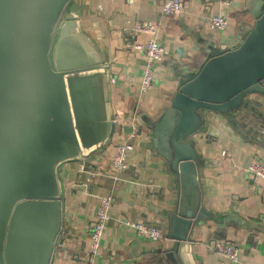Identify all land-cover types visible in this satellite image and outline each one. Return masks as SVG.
<instances>
[{"label":"crops","instance_id":"crops-1","mask_svg":"<svg viewBox=\"0 0 264 264\" xmlns=\"http://www.w3.org/2000/svg\"><path fill=\"white\" fill-rule=\"evenodd\" d=\"M167 0H75L82 30L106 54L115 129L109 144L89 159L59 168L63 186L62 241L53 264H89L91 233L99 198L111 195V218L93 264H264V188L247 175L252 162L264 156V95L247 97L248 105L231 114L203 110L204 123L189 139L201 163L184 170L179 187L169 164L155 151L149 120L159 119L172 104L177 70L197 72L209 46H233L256 24L261 0H184L183 9L165 15ZM227 17L223 31L212 30L209 18ZM154 31H137L138 24ZM155 39L166 50L154 64V84L141 89L146 56L135 48ZM136 131L134 150L124 170L111 159L118 145ZM179 200L191 209L204 208L219 221L204 219L193 236L175 252L173 241L139 235L127 222H143L169 230V213ZM230 240L239 261L218 255L211 246Z\"/></svg>","mask_w":264,"mask_h":264},{"label":"water","instance_id":"water-1","mask_svg":"<svg viewBox=\"0 0 264 264\" xmlns=\"http://www.w3.org/2000/svg\"><path fill=\"white\" fill-rule=\"evenodd\" d=\"M75 0H0V264H53L62 241V164L89 159L115 129L106 54L82 30ZM239 43L209 46L197 72L177 70L171 107L149 120L152 145L178 182L201 163L191 137L203 110L231 114L264 95V0ZM175 252L204 219L179 200Z\"/></svg>","mask_w":264,"mask_h":264},{"label":"built area","instance_id":"built-area-1","mask_svg":"<svg viewBox=\"0 0 264 264\" xmlns=\"http://www.w3.org/2000/svg\"><path fill=\"white\" fill-rule=\"evenodd\" d=\"M221 7L230 4L229 0H218ZM184 0H167L162 6V12L165 15H175L183 9ZM228 20L224 14L217 13L209 18V27L212 30L223 31L227 28ZM137 31H154L152 24H138L136 26ZM135 48L141 51L147 58V64L144 69L143 80L141 89L143 92L152 88L155 80L154 76V64L159 62L166 54L165 47L157 40L151 39L143 44L135 45ZM118 121L114 119V123ZM136 136V131H133L128 137L123 140L117 147L112 159L111 165L115 171H122L127 166V160L129 154L134 150L133 139ZM247 175L253 182L264 188V156L251 163L246 170ZM113 204V198L111 195H104L99 198V205L96 211V221L91 233V245H90V261L89 264H93L94 258L101 250V242L103 234L106 228L107 222L111 218V206ZM127 225L134 228L136 232L144 237H148L155 241H161L166 239V233L156 227L149 226L143 222H127ZM211 248L220 256L232 261H239V249L235 243L230 240L217 242Z\"/></svg>","mask_w":264,"mask_h":264}]
</instances>
